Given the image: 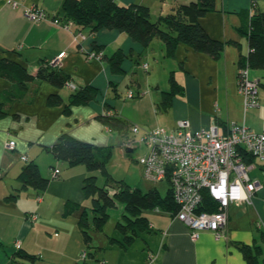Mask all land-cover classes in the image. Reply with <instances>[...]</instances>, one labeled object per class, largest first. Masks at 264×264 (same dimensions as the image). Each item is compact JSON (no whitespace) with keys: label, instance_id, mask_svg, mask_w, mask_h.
<instances>
[{"label":"crops","instance_id":"obj_1","mask_svg":"<svg viewBox=\"0 0 264 264\" xmlns=\"http://www.w3.org/2000/svg\"><path fill=\"white\" fill-rule=\"evenodd\" d=\"M16 1L19 4L14 7L8 0H0V62L7 59L36 74L43 60L50 62L65 52L54 66L70 75L78 88L91 85L98 89V94L89 103L70 104L74 92L70 87L57 88L47 81L35 80L27 84L28 89L22 98L5 103L6 115L0 117V195L3 197H0V206L5 210V213L0 212L2 219L11 215L7 212L8 208L17 210L16 203L21 194L13 192L21 190L19 175L28 163H36L39 170H45V173L47 170L52 172L53 168L60 169L59 175L53 177L47 189L37 194L36 200L43 213L50 206L48 198L52 191L66 184L67 176L61 177V174L63 168L69 166L60 162L50 151L62 134L70 133L80 140L103 146L109 143L110 136L103 124V115L114 112V115L124 120L126 118L114 111L115 104L107 96L112 88L116 89L122 74L132 70L133 56H152L170 71L179 73L175 78L184 88L182 97L186 101L179 100L182 103L180 108H176L175 103L176 121L188 118L194 129L211 124L225 129L227 124L237 122L245 123L256 132H264V69L250 70L251 76L261 81L258 107L245 110L244 99L238 89L239 58L249 51L248 38L241 29L248 26L250 17L257 11L264 12V0H216L215 9L200 19L213 38L225 42V50L218 59L186 44H180L175 57L170 58L160 39H154L143 47L127 33L118 30L100 29L90 34L91 30L86 28L83 32L88 37L77 41V26L67 30L52 21V18L63 17L65 0ZM190 1L116 0L121 5L137 3L148 6L153 21ZM31 6L44 8L51 19L31 21L25 14L27 7ZM94 42L103 46L102 56L111 57L119 51L126 55L121 73L114 72L110 63L102 57L87 58L86 53L93 50ZM14 85V80L0 75V93L12 90ZM163 89H171L170 83ZM168 91H164V94ZM53 93L62 95L61 105L48 104V98ZM148 93L152 100L157 97L152 90ZM157 101L154 99L153 104ZM106 105H109L108 109ZM9 139L17 141L16 150L6 148ZM23 156L27 157V161L22 159ZM252 162L255 167L251 170V176L260 181L261 188L251 204L230 205L229 225L223 238L217 239L211 231H202L199 238L193 240L189 227L176 217V212L155 209L144 212L149 228L130 244L123 245L120 243L123 242V234L116 225L124 222L125 206L119 203L121 211L112 213L110 210L112 219L101 231L94 228V214L88 211L92 241L87 245L79 227V218L86 208L81 206L65 216L66 205L72 202L67 200L62 204L60 202L54 215L61 220L56 243L45 252L42 250L36 254L38 260L34 264H247L241 249L243 246L251 250L259 264H264V162L256 159H252ZM83 173L84 185L85 177L93 174L90 171ZM153 187H157V184H153ZM30 188L33 187L24 189ZM33 213H37L38 218L41 216L38 212ZM260 221L263 227L258 228ZM113 238L118 241L111 242ZM21 243L20 250L27 251ZM83 251L88 252V257L82 260Z\"/></svg>","mask_w":264,"mask_h":264},{"label":"trees","instance_id":"obj_2","mask_svg":"<svg viewBox=\"0 0 264 264\" xmlns=\"http://www.w3.org/2000/svg\"><path fill=\"white\" fill-rule=\"evenodd\" d=\"M215 4L216 0L190 1L179 5L173 12L153 21L150 8L142 4L121 5L116 0H65L62 20H72L80 32L89 28L91 30L90 34L100 29L118 30L127 33L143 47H147L154 39H160L165 44L167 56L170 58L175 57L180 44H186L198 52L208 54L213 59H218L225 50V42L213 38L200 22L202 17L215 9ZM241 32L248 38L249 51L246 56L240 55L239 68L247 65L249 71L251 68L264 69V12L257 11L251 16L248 26L241 29ZM232 43L238 44L236 41H232ZM102 48L103 46L94 42L92 52L101 53ZM101 57L110 63L114 72H122V63L126 57L123 52H116L111 57L105 55ZM0 75L11 78L15 82L12 90L0 93V117L6 115L4 110L6 102L24 96L28 89V83L35 80L47 81L57 88H63L67 86L69 81H73L70 75L59 70L51 62L44 60L41 62L36 74H31L21 65L2 59L0 62ZM170 85V91L164 94L165 107L172 105L175 95L184 93V88L177 82L174 72L170 76ZM73 91L70 104L89 103L98 94V89L91 85ZM62 103L63 97L60 93H53L48 98L50 106H58ZM106 108L108 109L109 105H106ZM102 119L104 126H108L111 131L113 129L127 133L130 130V123L118 115L105 114ZM50 151L60 162L66 163L69 167L83 164L90 172L101 170L104 173L107 181L105 187L97 185V177L93 174L85 177L83 190L94 196L93 225L97 231H101L107 223L110 216L109 210L117 207L118 203L124 204V222L116 225L119 232L123 234V242H120L123 245L130 244L141 232L149 228V221L144 216L145 211L158 209L177 212L178 210L170 185L166 193L162 195L157 187L144 191L138 187H132L126 182H121L116 183L121 185V189L115 192L114 195L110 194L109 190L106 189L111 179L107 171V165L112 154L110 146L95 145L80 140L70 133H65L50 147ZM246 159L247 162H252L254 156H247ZM19 179L23 188L33 187L39 191H45L50 183V180L42 175L38 165L34 162H30L23 167ZM80 208L81 206L78 203L68 202L64 215L69 216ZM203 208L209 211L216 209L209 196L205 198ZM89 221L88 212L84 209L79 218V227L87 245H90L92 241L89 233L91 227ZM117 241L115 238L111 239V242ZM20 249L12 255L14 262L19 259L34 264L38 260L36 254ZM241 249L247 264H259L248 247L243 246Z\"/></svg>","mask_w":264,"mask_h":264},{"label":"built area","instance_id":"obj_3","mask_svg":"<svg viewBox=\"0 0 264 264\" xmlns=\"http://www.w3.org/2000/svg\"><path fill=\"white\" fill-rule=\"evenodd\" d=\"M14 7L18 1L8 0ZM25 14L31 21L51 19L49 13L37 6L27 7ZM52 21L67 29L75 27L72 20L63 21L55 17ZM87 35L75 32V40H85ZM65 55L53 59L51 64ZM102 54L90 51L88 59L101 58ZM148 69V64L143 65ZM67 86L72 90L78 88L74 81ZM260 80L250 76L249 67L238 69V89L244 99L245 110L258 107ZM140 93L129 90L127 97L134 99ZM110 114V113H108ZM108 132L111 129L105 126ZM130 130L137 135L142 132L140 142L145 143L148 152L138 159L142 166L144 177L154 184L167 182L172 188L173 197L178 210L176 217L190 229L193 240H197L202 231H211L217 239L224 237L229 225V207L233 203L253 202V198L261 188L259 180L253 179L251 170L253 163L246 161L247 156L253 155L264 162V132H256L245 123L231 122L222 129L218 124L194 129L191 120L180 118L173 127L158 126L145 129L132 124ZM15 139L6 142L9 151L16 150ZM22 159L27 161V157ZM60 169L53 168L52 174L57 177ZM209 196L216 209L209 211L203 206ZM36 220L37 213L31 214ZM257 227H263L258 222ZM21 241L15 246L20 249ZM88 252L81 253V259H86Z\"/></svg>","mask_w":264,"mask_h":264},{"label":"rangeland","instance_id":"obj_4","mask_svg":"<svg viewBox=\"0 0 264 264\" xmlns=\"http://www.w3.org/2000/svg\"><path fill=\"white\" fill-rule=\"evenodd\" d=\"M133 57L134 63L132 70L122 74V79L116 89L112 88L109 91V96H107L115 104L114 111L126 118L130 125L137 124L145 129L158 126L172 127L177 118L176 108L182 106L179 100L182 102L186 101L182 97L184 95L179 93L175 95L173 105L171 107H165L164 91L170 89L165 90L163 88L170 83L172 71L167 66L159 64L152 56L142 54L140 57ZM146 63L149 65V69L147 70L142 67ZM174 74L175 76L179 75L177 72H174ZM131 89L136 93L139 91L140 97L137 96L138 98L129 99L127 94ZM149 90L153 91L154 96L157 95L153 100L149 98ZM154 99L159 101L153 104ZM107 134L110 138L109 143L106 145L111 147L112 154L107 165V171L111 179L106 189L109 190L110 194L113 193L114 195L115 192L121 189V185L116 183L126 182L132 187H138L144 191L149 190L154 183L144 177L142 166L138 163V159L148 152L146 144L140 142L142 132L135 135L132 130L124 133L112 129ZM93 144L99 145L96 143ZM127 148H132L133 151L129 152ZM41 172L50 181L54 177L50 170H47L46 173L45 170ZM83 172H88L86 166L83 164L63 168L61 177L66 175L67 182L63 188L52 191L48 198L50 206L44 213L39 209L36 200L37 194L42 193V191H35L34 188L27 190L21 186L20 191L13 192V194H21V197L16 203L17 210L8 208L7 212H10L11 215L5 219L0 217L1 264H30L27 261L19 259L16 262L12 260V255L17 251L15 244L18 240L23 242V248H27L26 250L29 253H35L37 255L42 250L45 252L48 250L47 248L52 247L56 243V232L61 224V220L59 218L56 219L54 215L60 202L61 204L67 200L76 202L83 208H86L87 212L92 211L94 196L93 194H87L83 190L82 181L85 176ZM92 174L97 177V185L105 187L107 181L104 173L98 170L92 172ZM168 186L169 184L166 181L157 183V188L162 195L166 193ZM0 197L3 198L2 195ZM110 210H112V213H115V211L120 212L121 206L118 203L117 207ZM1 211L5 213V210L0 206ZM32 212H38L41 216L35 221L31 218ZM109 213L111 214V211ZM111 219L110 217L108 220Z\"/></svg>","mask_w":264,"mask_h":264},{"label":"bare ground","instance_id":"obj_5","mask_svg":"<svg viewBox=\"0 0 264 264\" xmlns=\"http://www.w3.org/2000/svg\"><path fill=\"white\" fill-rule=\"evenodd\" d=\"M253 78V77H252ZM106 114H108V112L106 113ZM247 158V157H246ZM254 159H256L255 157H254ZM257 160V159H256ZM246 161H247V159H246ZM249 162V161H248ZM249 163H253V162H249ZM16 249H18L17 247H15Z\"/></svg>","mask_w":264,"mask_h":264},{"label":"water","instance_id":"obj_6","mask_svg":"<svg viewBox=\"0 0 264 264\" xmlns=\"http://www.w3.org/2000/svg\"><path fill=\"white\" fill-rule=\"evenodd\" d=\"M127 151L132 152L133 149L132 148H127Z\"/></svg>","mask_w":264,"mask_h":264}]
</instances>
